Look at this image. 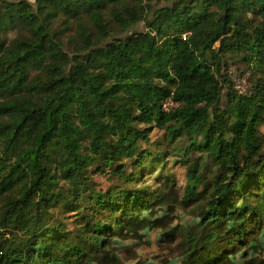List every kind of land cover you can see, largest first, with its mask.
I'll return each instance as SVG.
<instances>
[{
  "label": "trees",
  "instance_id": "trees-1",
  "mask_svg": "<svg viewBox=\"0 0 264 264\" xmlns=\"http://www.w3.org/2000/svg\"><path fill=\"white\" fill-rule=\"evenodd\" d=\"M180 191L181 264L257 249L264 0H0V264L109 260Z\"/></svg>",
  "mask_w": 264,
  "mask_h": 264
},
{
  "label": "rangeland",
  "instance_id": "rangeland-1",
  "mask_svg": "<svg viewBox=\"0 0 264 264\" xmlns=\"http://www.w3.org/2000/svg\"><path fill=\"white\" fill-rule=\"evenodd\" d=\"M29 1L34 2L35 0ZM135 29L144 31V23L139 24ZM248 74L250 72H247L241 65H231L228 69V76L234 88L237 82L243 83L244 79L245 89L250 90L258 77L256 76L253 81H249V77L245 78ZM170 106L172 105L167 104L165 107L168 108ZM162 134L163 132L155 131L151 138L154 140ZM173 159L176 158L174 157ZM183 166V164L177 163L172 167L171 173L175 174L176 188L185 184L186 174ZM98 180L104 187L109 185L105 177L98 178ZM152 181L150 179L149 184H152ZM181 193L180 191L178 194L175 193V195L168 196L166 199L167 204L163 206L157 205L153 208L152 212H155L158 218H164V220L153 224L152 227L146 226V228H142L139 230L138 235L115 236L106 248L109 260L97 259L90 261L89 264H181L183 258L180 255L181 248H179V243L182 237L175 233L176 235L172 238L168 236V233L174 229L176 231L180 225L186 226L190 222L197 221L196 216H198L197 208H185L180 204L182 200ZM141 217H147L148 219L152 216L151 213L147 212ZM234 262L235 264H264V235L257 242V249L250 251L245 257H242V253L241 256L238 254Z\"/></svg>",
  "mask_w": 264,
  "mask_h": 264
},
{
  "label": "built area",
  "instance_id": "built-area-1",
  "mask_svg": "<svg viewBox=\"0 0 264 264\" xmlns=\"http://www.w3.org/2000/svg\"><path fill=\"white\" fill-rule=\"evenodd\" d=\"M247 76V77H246ZM245 78L247 79L250 74L246 75ZM243 84V86H242ZM236 89L237 91H239L240 93H246V89H245V80L243 79V83L242 82H237L236 84Z\"/></svg>",
  "mask_w": 264,
  "mask_h": 264
}]
</instances>
